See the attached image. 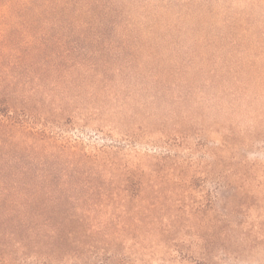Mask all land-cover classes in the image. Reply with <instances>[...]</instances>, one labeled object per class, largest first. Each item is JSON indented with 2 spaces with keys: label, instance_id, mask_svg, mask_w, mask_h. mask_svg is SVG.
I'll return each mask as SVG.
<instances>
[{
  "label": "rangeland",
  "instance_id": "374dc122",
  "mask_svg": "<svg viewBox=\"0 0 264 264\" xmlns=\"http://www.w3.org/2000/svg\"><path fill=\"white\" fill-rule=\"evenodd\" d=\"M0 264H264V0H0Z\"/></svg>",
  "mask_w": 264,
  "mask_h": 264
},
{
  "label": "trees",
  "instance_id": "16d2710c",
  "mask_svg": "<svg viewBox=\"0 0 264 264\" xmlns=\"http://www.w3.org/2000/svg\"><path fill=\"white\" fill-rule=\"evenodd\" d=\"M3 105H4L3 109H0V123L3 121L1 116L2 115L3 116L7 115L8 114V109H9V106L6 103H4Z\"/></svg>",
  "mask_w": 264,
  "mask_h": 264
}]
</instances>
